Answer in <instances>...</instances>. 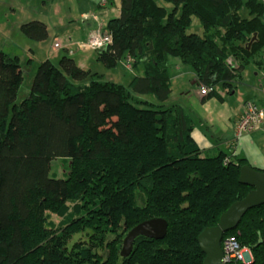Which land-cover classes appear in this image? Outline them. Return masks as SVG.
<instances>
[{
  "label": "trees",
  "instance_id": "16d2710c",
  "mask_svg": "<svg viewBox=\"0 0 264 264\" xmlns=\"http://www.w3.org/2000/svg\"><path fill=\"white\" fill-rule=\"evenodd\" d=\"M118 9L96 60L108 69L125 59L142 64L127 85L64 54L37 65L17 102L22 71L0 50V264H202L198 234L251 189L238 182L248 161L202 155L191 117L164 102L169 57L189 66L211 98L264 52V0H118ZM193 17L200 34L187 32ZM20 31L48 36L38 20ZM56 158L70 160L64 178L50 176ZM47 212L63 225L51 228ZM150 218L166 220L165 236H139L121 257L128 230ZM227 236L250 253L227 264H264V204Z\"/></svg>",
  "mask_w": 264,
  "mask_h": 264
},
{
  "label": "crops",
  "instance_id": "0c3cea01",
  "mask_svg": "<svg viewBox=\"0 0 264 264\" xmlns=\"http://www.w3.org/2000/svg\"><path fill=\"white\" fill-rule=\"evenodd\" d=\"M114 3H116V6ZM109 4V6H106L104 9L98 8L103 15L106 16L110 14V16L90 24L83 30V35H81L79 39H73L75 40L74 42L81 43V40L85 38L91 30L100 26V24L105 25L108 19L118 16V0H112ZM70 41L73 42L72 40ZM63 45L64 47L67 46V44L64 43ZM65 49L68 48L65 47ZM81 50L82 49L77 47L75 51H70L72 53L70 56L78 67L98 72L109 81L116 82V80H118L113 76L106 77L104 71H100L102 69V64L96 60V51L94 52L95 56H92L91 54H79ZM83 50L89 51L88 49ZM127 62L129 63L127 59L119 62L123 63L124 67L131 71V77L125 81V85L128 84L133 76L143 74L142 64L131 67L130 65H126ZM92 63H94L93 67ZM167 66L170 76L171 91L164 104L168 106H181L191 117L194 122L191 136L200 148L201 154L204 156H214L219 151H223L227 155L233 153V157L245 158L251 166L264 169V125L254 132L245 134L237 140H233L234 125L242 113L243 102L245 100H252L259 105L264 104V52L258 53L254 61L248 63L242 69L239 76L230 81L229 86H222L221 84L215 85L214 90L216 96L211 98H206L205 95L199 93L200 85L196 82L194 72L189 66L181 64L177 58L172 57L167 59ZM102 67L105 72L109 71L104 66ZM113 69H115V67L110 68V71H113ZM185 80L190 81L192 87L185 88L183 85ZM174 84H180L178 89L180 92L178 96L175 97L171 96ZM227 95H235L236 103L232 109L231 106L228 105L230 110L225 114L226 110L223 111L221 105L224 104ZM143 97L146 98V96ZM212 99H215L219 104L209 102L212 101ZM209 103H211L212 108ZM207 107L210 110L214 109V111H210ZM252 150H255L256 154H253Z\"/></svg>",
  "mask_w": 264,
  "mask_h": 264
},
{
  "label": "rangeland",
  "instance_id": "374dc122",
  "mask_svg": "<svg viewBox=\"0 0 264 264\" xmlns=\"http://www.w3.org/2000/svg\"><path fill=\"white\" fill-rule=\"evenodd\" d=\"M98 1L99 0H50L43 3L42 0H0V50L6 53L9 57H17L23 76V81L18 91L17 102H20L28 95L31 79L35 73L37 65L41 61L49 59L56 65L62 55L65 54L70 56L72 54L71 52L75 51L79 44L74 42L75 40L73 39H79V37L83 35V30L90 24L110 16V14H107L106 16L103 15L99 8L104 9L106 6L108 7L112 0H109V3L107 2V5H104L103 7L98 4ZM114 4L116 6V3ZM31 20H38L46 25L48 36L45 40H30L22 34L20 31L21 24ZM98 28L99 30H103L105 25L100 24V26L94 29ZM201 31V25L199 24L198 19L193 17L187 32L200 34ZM85 39L86 37L83 38L81 42ZM55 41L67 44L65 47L68 49H65L64 45L62 48H54L53 44ZM88 50L89 51H84L82 49L79 54H91L92 56H95V51L91 49ZM227 60L234 63L233 58L231 57ZM93 64L94 63H92V67ZM129 65L131 66V64ZM102 66L100 71H104L106 77L113 76L115 79H118L116 80V82L118 81L117 83L124 84L125 81L131 77V71L124 67L123 63H118L113 71H110V69L107 68L109 71L105 72ZM183 85L185 88L192 87L188 80H185ZM179 86L180 84H174L171 96H178L180 92L178 90ZM206 95L207 94H205V96ZM146 98L150 97L147 96ZM235 98V95L226 96L224 104L221 105V109L223 111L226 110L225 114L230 110L228 105L231 106V109L235 105ZM209 102L219 104L215 99H212V101ZM209 104L211 105V103ZM207 109L209 108L207 107ZM210 111H214V109H211ZM252 151L253 154H256L255 150ZM69 168V159H53L50 162V176L54 178H64L66 177ZM46 214H48L47 222L50 224L51 228H59L63 225V221L57 215L51 212H47ZM82 239L84 238L82 237ZM244 255L246 256L245 259L249 261L250 253L248 250Z\"/></svg>",
  "mask_w": 264,
  "mask_h": 264
},
{
  "label": "water",
  "instance_id": "95a60500",
  "mask_svg": "<svg viewBox=\"0 0 264 264\" xmlns=\"http://www.w3.org/2000/svg\"><path fill=\"white\" fill-rule=\"evenodd\" d=\"M238 182L251 187L249 192L231 203L219 216L216 225L204 228L197 236V244L204 254L202 264H225L221 248L224 234L236 227L248 209L264 204V171L244 164L239 169ZM166 229L167 222L163 218H150L137 223L124 236L120 256L127 257L131 253L137 237L162 239Z\"/></svg>",
  "mask_w": 264,
  "mask_h": 264
},
{
  "label": "built area",
  "instance_id": "2783aa9c",
  "mask_svg": "<svg viewBox=\"0 0 264 264\" xmlns=\"http://www.w3.org/2000/svg\"><path fill=\"white\" fill-rule=\"evenodd\" d=\"M109 0H99L98 4L100 6L107 5ZM111 34L106 30L93 29L91 30L86 39L78 44L79 49H91L93 51H98L106 47L111 43ZM63 44L60 41H56L53 44L54 48H62ZM130 63L127 62L126 65L129 66ZM211 88L206 86L200 87V94L205 95ZM264 125V104L259 105L252 100H245L242 105V113L234 125V140H237L241 136L254 132ZM221 248L223 251V261L225 264L230 262H247L244 253L247 248L242 247L238 244L232 236H227L221 241Z\"/></svg>",
  "mask_w": 264,
  "mask_h": 264
}]
</instances>
